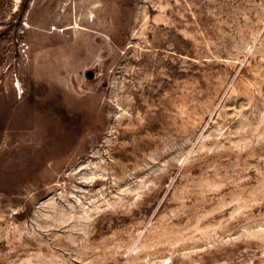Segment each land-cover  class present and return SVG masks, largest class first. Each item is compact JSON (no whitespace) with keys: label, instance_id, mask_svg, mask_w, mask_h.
Here are the masks:
<instances>
[{"label":"rangeland","instance_id":"rangeland-1","mask_svg":"<svg viewBox=\"0 0 264 264\" xmlns=\"http://www.w3.org/2000/svg\"><path fill=\"white\" fill-rule=\"evenodd\" d=\"M0 264H264V0H0Z\"/></svg>","mask_w":264,"mask_h":264},{"label":"water","instance_id":"water-1","mask_svg":"<svg viewBox=\"0 0 264 264\" xmlns=\"http://www.w3.org/2000/svg\"><path fill=\"white\" fill-rule=\"evenodd\" d=\"M87 76H88V77H92V76H93V72H92V71H88V72H87Z\"/></svg>","mask_w":264,"mask_h":264}]
</instances>
